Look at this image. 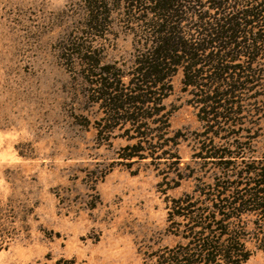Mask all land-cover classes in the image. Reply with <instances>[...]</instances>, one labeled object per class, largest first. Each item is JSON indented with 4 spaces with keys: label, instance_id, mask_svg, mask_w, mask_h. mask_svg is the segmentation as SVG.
Instances as JSON below:
<instances>
[{
    "label": "rangeland",
    "instance_id": "obj_1",
    "mask_svg": "<svg viewBox=\"0 0 264 264\" xmlns=\"http://www.w3.org/2000/svg\"><path fill=\"white\" fill-rule=\"evenodd\" d=\"M104 1L107 20L90 32L84 0H0V264H155L183 243V223L167 222L173 200L215 212L216 186L264 168V54L216 131L199 121L181 70L162 102L168 129L108 122L95 83L105 68L128 83L142 28L137 12ZM237 210L242 264H264V201Z\"/></svg>",
    "mask_w": 264,
    "mask_h": 264
},
{
    "label": "trees",
    "instance_id": "obj_2",
    "mask_svg": "<svg viewBox=\"0 0 264 264\" xmlns=\"http://www.w3.org/2000/svg\"><path fill=\"white\" fill-rule=\"evenodd\" d=\"M117 1L126 5L130 18L138 13L132 20L142 29L128 83L121 84V75L110 77L109 68L100 73L105 78L95 83L94 93L108 122H130L138 131H148L141 124L151 120L163 122L168 129L162 102L170 95V81L178 70L183 92L190 95L204 125L216 131L218 124L237 114L234 99L248 89V79L255 76L249 68L264 54V0ZM84 3L85 27L97 32L108 17L106 3ZM144 136L146 139L147 134ZM203 149L209 153L208 159H215L219 153L211 144ZM246 175L252 176L248 184L215 187L223 190L213 196L221 204L214 206L215 212L197 208L188 196L173 200L167 222L171 225L179 219L183 223L178 230L183 243L164 249L155 264L246 262L250 254L242 240V228L236 224L243 213L237 208H262L264 168H253Z\"/></svg>",
    "mask_w": 264,
    "mask_h": 264
}]
</instances>
